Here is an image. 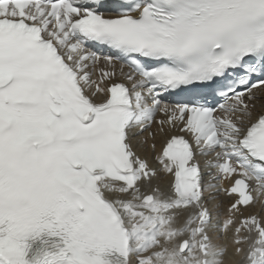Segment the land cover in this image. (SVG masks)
<instances>
[{"label": "snow or ice", "instance_id": "obj_1", "mask_svg": "<svg viewBox=\"0 0 264 264\" xmlns=\"http://www.w3.org/2000/svg\"><path fill=\"white\" fill-rule=\"evenodd\" d=\"M0 264H264V0H0Z\"/></svg>", "mask_w": 264, "mask_h": 264}]
</instances>
